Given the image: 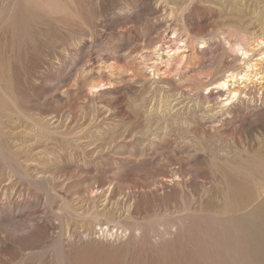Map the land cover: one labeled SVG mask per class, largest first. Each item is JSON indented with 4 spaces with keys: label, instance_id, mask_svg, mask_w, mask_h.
<instances>
[{
    "label": "rangeland",
    "instance_id": "obj_1",
    "mask_svg": "<svg viewBox=\"0 0 264 264\" xmlns=\"http://www.w3.org/2000/svg\"><path fill=\"white\" fill-rule=\"evenodd\" d=\"M263 155L264 0H0V264H264Z\"/></svg>",
    "mask_w": 264,
    "mask_h": 264
},
{
    "label": "bare ground",
    "instance_id": "obj_2",
    "mask_svg": "<svg viewBox=\"0 0 264 264\" xmlns=\"http://www.w3.org/2000/svg\"><path fill=\"white\" fill-rule=\"evenodd\" d=\"M236 48L239 47V44L235 45ZM251 67V66H249ZM248 67V68H249ZM230 70L226 71L225 74L221 75L220 77L216 78L213 82L214 88L217 90L218 93H221V96H228L226 97L227 105L232 104L234 101H244L241 97L242 94H247L245 89L248 87L247 82L250 80V75H244L241 76L239 80H242L241 83L245 84V88H238V89H231L230 87L237 83L235 81V74L233 72H230ZM228 73V74H227ZM241 74H238L239 76ZM99 84L97 82H92L90 84L91 88L97 87ZM219 95V94H218ZM245 102V101H244ZM253 102V101H252ZM242 106V105H241ZM221 118V117H220ZM219 121V120H218ZM261 141V140H260ZM262 147V146H261ZM257 164L259 166L264 167V155L263 156H256ZM252 214H256L264 221V198L259 202V204L252 210Z\"/></svg>",
    "mask_w": 264,
    "mask_h": 264
}]
</instances>
